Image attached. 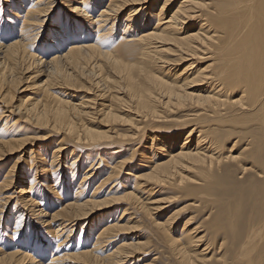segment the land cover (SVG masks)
<instances>
[{
    "label": "bare ground",
    "instance_id": "1",
    "mask_svg": "<svg viewBox=\"0 0 264 264\" xmlns=\"http://www.w3.org/2000/svg\"><path fill=\"white\" fill-rule=\"evenodd\" d=\"M2 3L15 23L0 21V157L52 134L73 149L71 158L62 141L30 151L39 164L15 196L8 192L13 166L1 172L0 221L15 199L22 209L14 205L15 213L26 211L44 235H10L0 264H125L140 254L139 219L176 264H264V0H1L0 13ZM43 32L45 50L36 44ZM17 120L30 135L11 136ZM146 137L148 145L136 149ZM78 147L86 160L96 153L106 165L124 153L113 163L115 175L135 157L146 168L129 173L133 180L120 194L97 197L101 181L86 197L95 169L88 161L82 180L69 185L73 194L66 191L69 199L48 214L33 178L46 173V188L59 195L50 177L65 163L74 179ZM118 201L129 208L94 231L95 219L92 247L80 243L70 253L71 223ZM174 201L180 207L161 221ZM187 210L194 214L173 234Z\"/></svg>",
    "mask_w": 264,
    "mask_h": 264
},
{
    "label": "rangeland",
    "instance_id": "2",
    "mask_svg": "<svg viewBox=\"0 0 264 264\" xmlns=\"http://www.w3.org/2000/svg\"><path fill=\"white\" fill-rule=\"evenodd\" d=\"M8 1L9 2H12V0H8ZM8 4L9 3H2V5H5L4 8L2 9L1 13H0L1 14L0 15V19H1L0 21L2 23V26H4V24H5L4 22H6V21H7L8 24L9 23H11V24H14L15 23V21L12 19L13 16L11 15V13L5 11V9H9V11H12V10H10V8L7 7ZM55 5H56V3L54 4L53 9L57 10V12L58 11H62L65 15L68 14L65 9L61 8L60 4H57L56 6ZM125 11H124L123 16L125 15ZM54 20H55L54 18H52L51 20H49V23H48V26H47L46 30H49V27L51 26V24L55 22ZM74 21H76L78 23L79 22L81 23V21H79V19H78V21L77 20H74ZM7 36L9 38V36H11V33L9 35H7ZM45 38H46V35H45V32H43L42 33V36L36 42V44L37 45H40V48L41 49H44V50H45L46 47H43V44L45 42H47V41H44ZM0 39L2 41H4L3 38H2V35L0 36ZM65 67H64V69H65ZM68 70H69V67L67 68L66 71L68 72ZM72 92L75 93L74 91H72ZM78 93H80V96H82L84 94L83 92H78ZM16 118H17V116H14V117L11 118L10 121H8V125H7L8 127H7V131L6 132H8V130H10V128H11V124L10 123L13 120H15ZM2 123L3 122H0V126H1ZM16 123H17V125H14L13 132H16L17 134L11 135L12 137H15V138L22 137L24 134L30 135V132H31V129L32 128L27 127V125L24 126L23 122L22 121H19V120H17ZM21 132H25V133L24 134H21ZM40 133H43V132H39V134L38 133H34L33 135H36L37 136V135H40ZM2 134H5V133L2 132ZM61 137L62 136L59 135V134H56V135L55 134L54 135L52 134L50 137L48 136L44 140H40L39 138H36L34 140H31V142L29 141L30 143H26V144L22 145L23 147L22 146L16 147L13 150L12 153H9L6 156L4 155L5 157L4 156L0 157V174H3L1 172L7 171L8 169H10V164H11V166H13V167H11L12 172L14 171L13 173H15L14 174L13 181H12V184H11V186H9L8 192H14L13 195L14 196H15V194L17 195V193H15V192H17V190L19 189V187H21L23 185L24 186H27L25 184L26 183L25 180H23V179H26L27 178V177H25V175L26 174L34 175L35 168H36V166H38L39 163L36 160H35L36 162L34 160L32 162H30V159H28V158H29V156L31 157V155H33V152L29 155V152L30 151H34L35 150L36 152H38L39 151V148L40 149H43V148H46V147H52V146H54L53 144L60 143L62 141V142H64V144H63L64 147L63 148H64L65 152L68 151V156L71 158L72 154H71L70 151L73 149V145L70 142L68 143V141H65L63 139H60ZM54 139H56V140H54ZM147 139L148 138L146 137L144 139L145 141L142 140V142H141L142 144L141 143H136L134 145L136 147V149L140 148L141 146H147L148 145L147 142H150L149 139L148 140ZM138 145H139V147H138ZM43 146H46V147H43ZM30 148H31V150H30ZM25 151H28L27 155H26V152ZM77 151H79V152H77ZM75 153L77 154V156H81V158L79 157L78 158V162H76L77 172L75 173L73 180H70L69 174H70V176L72 174L69 172V170H68V168H67V166H66L65 163H63V165H61V168L63 169L62 172H61V169H58L57 171L53 172L54 173L53 176L51 175V177H50L52 180L53 179L55 180L54 183H52V184H53L54 187L55 186L58 187L57 190L60 192L59 195H56V196L54 195L53 196V194L51 193V191L46 188V184L44 182V176H43L46 173H41V172L37 171V175L33 178L35 180L34 181L35 182L34 184H35V187H36L35 188L36 191L40 192V195L43 197L42 198V201H41V205H42V207L45 208V210H46V212H48V214H50V213L53 212L54 208H56L58 206V203L60 201L62 202V201H66V200L69 199V198H67V196H66L65 193L68 192V193H70V195L73 194V190L72 189L71 190L69 189L70 188L69 185L72 184V185L75 186L76 183H79L82 180L81 178H82L83 174L85 173V171L87 170L88 164H89V162L91 160H92V165L91 166H94L95 169L94 170H91V171H94L93 177H91L89 180H87L86 183H85V185H84V193L83 194L86 197H88L90 194H92L91 192L94 191L95 186L98 183H100L101 181L102 182H101V186L99 188V191H98L99 193H98V196L97 197L102 198V197L105 196L106 193H109L110 191L111 192H118L120 194V192L123 190L122 187L124 186V188H128L130 186V184H131V181L133 180V176H130L129 173H133V172L136 173V171H142V169L146 168V167H143V166L139 165V163H144V162H140L138 160L139 157H135V158H132V160H130V162L126 163L122 167L123 169H121L120 171H117L119 173L116 172L117 174L115 175L114 172L112 171L113 163H115V161L117 159L121 158L122 155H124V153L123 154L118 153L116 155V157H118V158H112L111 161H110L112 163H110L109 165L108 164L106 165V161L105 160H107V159L105 157H103V160H101L99 158V156L96 155V153H92L91 156H90V159L89 160H86L87 157H86V153H85L84 149H81L79 147L76 148ZM34 157H35V152H34ZM95 158H97V159H95ZM70 160H69V162H70ZM13 162H14V165L12 164ZM15 162H16V164H15ZM110 165H111V167H110ZM91 166H90V168H91ZM95 170H96L97 173L95 172ZM57 172H59V173L57 174ZM49 173H51V172H48V175H49ZM67 175H68V178H67ZM110 175H111V177H110ZM108 177H110V180H109ZM66 178L68 179V182L70 181L69 183L67 182V179ZM106 178H108V179H106ZM124 180H127V183H125ZM63 181L66 183L65 186L62 185L64 183ZM72 181H73V183H71ZM49 183H50V181H49ZM21 184H23V185H21ZM103 184L105 186H103ZM156 190H157V188L155 189V191ZM163 192H166V191H163ZM164 194H165L164 196L167 197V193H164ZM14 200L11 201V203L6 206L7 208H6L5 212L2 213V215H4V218L3 219L1 218L2 220L0 221V250H2V249L4 250L5 249V246H8V243H11V240L12 239L9 238V236L12 235V234L15 235V236L17 235L15 238H17V239L19 238L18 240H20V239L23 240L25 238L27 239L28 237L34 239L35 237H38L39 238V236L42 237L44 235V233L42 231V227H44V226L40 225L39 223L33 222V219H31V216L29 217L27 215V212L26 211H24V215H22V216H20V213H15V210L16 209L18 210V212H21L22 209H21L20 205H18V204L15 203ZM185 200L187 202H191L193 200V198H191V199H185ZM14 205L16 206V209H14ZM180 205L181 204L178 201H174L173 203H169L168 208L166 210V214L163 215L162 218H160V220L163 221L165 219V217H167L166 215L168 214V211L171 212V210L177 209L178 208L177 206L180 207ZM121 207L122 208H124V207L127 208L128 207V206H126L125 201H118L116 203L115 202H111L110 204H108L106 206H103V207H100L97 210H94L93 215H91L88 219H81V220H78L75 223H71V224H73L71 227L74 228V229L72 230L71 235L68 238H69V240H70L71 243L73 242L72 244H74V245L73 246H70V248H69L68 251L70 253L76 252V250H75L76 249V246H77V244H80V243L81 244L83 243V245H84V248L83 249H87V248L90 249L92 247V245H93L92 243H93V236H94V234L93 235L91 234L90 225L93 223V221H95V219H98L97 225H95V228H94V231L97 230L103 224V221H101L102 219H106L107 218L108 220H110V219L112 220L113 218H116L117 216H119L120 213H121V211H122V208ZM131 210H132V208L130 207V209H128L127 211L130 212ZM193 214H194L193 212H190L189 213L188 210L185 211L184 214H183V211H181L180 215L178 214L179 215V219H178L176 225L175 226H172V228H174L173 234L179 235L180 232H181L182 226H183L182 224L185 222V220L187 219V217H189V216H191ZM135 215H137V213ZM21 217H22V219H21ZM138 218H140V217L138 216ZM139 220L142 221V224H141V222H140V224H137L136 223L135 225H138L136 227H135V225H133V224L132 225L135 227V229H134L135 232L140 233V236L138 237V239H140V241H142L141 242L142 246H141L140 254L135 259L129 260L128 263H125V264H144V263H149V262L150 263H154V264H176V260L172 257V255H169L168 249H166L164 243L160 240V237L157 235V232H155V230H150L149 229V226L148 225L147 226L145 225L146 223H145L144 220H142V219H139ZM200 220H201V218L199 216V218L192 219L191 220L192 222L190 221L189 223H187L186 226L187 227L189 226L188 228H191L192 226L194 227V225H197ZM58 222L59 221H55V225ZM80 222H82V223H80ZM180 223H181V225H180ZM71 224H68V227ZM143 224H144V226H143ZM13 226L15 227V230H14V227ZM178 226H179V230H178ZM141 227H142V229H141ZM82 228L84 230L83 231V234L81 235L80 240H77L79 238V236H80V233L79 232L81 231ZM38 229H39V231H38ZM29 230H31V231L29 232ZM12 231L13 232L15 231V233H13ZM151 231H153V232H151ZM22 233H23V235H22ZM65 235H66V233H64V235L58 236L57 238L60 241L61 240L63 241V240H65V239H63ZM123 237H125V233H121L116 238L115 241L117 242L119 239H121ZM154 237H156V238H154ZM51 239L52 240H56L54 237L51 238ZM116 242L114 243V245L116 244ZM81 244H80V246H81ZM62 247L65 248L66 246L63 244ZM142 248H144V249H142Z\"/></svg>",
    "mask_w": 264,
    "mask_h": 264
}]
</instances>
